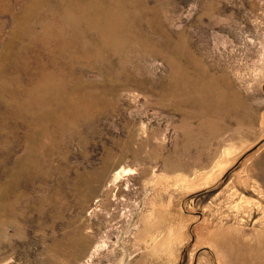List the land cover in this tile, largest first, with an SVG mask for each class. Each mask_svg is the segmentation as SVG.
Segmentation results:
<instances>
[{
  "label": "rangeland",
  "instance_id": "1",
  "mask_svg": "<svg viewBox=\"0 0 264 264\" xmlns=\"http://www.w3.org/2000/svg\"><path fill=\"white\" fill-rule=\"evenodd\" d=\"M0 264H264V0H0Z\"/></svg>",
  "mask_w": 264,
  "mask_h": 264
},
{
  "label": "bare ground",
  "instance_id": "2",
  "mask_svg": "<svg viewBox=\"0 0 264 264\" xmlns=\"http://www.w3.org/2000/svg\"><path fill=\"white\" fill-rule=\"evenodd\" d=\"M106 15H107V13H106ZM113 27H114V26H113ZM113 27H112V28H113ZM114 28H116V27H114ZM114 28H113V29H114ZM125 171H127V169L124 168V167H122L121 169L117 170V171L114 173V175H113V179H112V181H111V183H110L109 185H116V184H118V182H121V177L123 176V173H124ZM125 174H126V173H125ZM115 195H116V193H115ZM100 199H101V198H100ZM98 201H99V200L96 201V204H95V206H94L93 208H96Z\"/></svg>",
  "mask_w": 264,
  "mask_h": 264
}]
</instances>
